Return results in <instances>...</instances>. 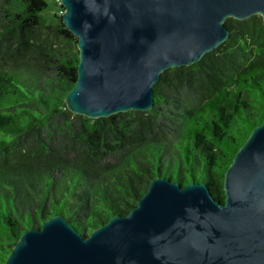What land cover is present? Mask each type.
Instances as JSON below:
<instances>
[{"label": "trees", "instance_id": "16d2710c", "mask_svg": "<svg viewBox=\"0 0 264 264\" xmlns=\"http://www.w3.org/2000/svg\"><path fill=\"white\" fill-rule=\"evenodd\" d=\"M63 12L59 0H0V264L53 216L88 236L129 214L156 176L202 182L224 202L223 176L264 122L260 16L227 19L223 44L161 73L148 112L91 120L64 101L79 52Z\"/></svg>", "mask_w": 264, "mask_h": 264}, {"label": "water", "instance_id": "95a60500", "mask_svg": "<svg viewBox=\"0 0 264 264\" xmlns=\"http://www.w3.org/2000/svg\"><path fill=\"white\" fill-rule=\"evenodd\" d=\"M59 1L79 52L64 101L91 120L151 110L161 73L223 44L227 19L264 23V0ZM208 189L156 176L129 214L88 236L53 216L25 230L4 264H264V122L226 170L224 202Z\"/></svg>", "mask_w": 264, "mask_h": 264}, {"label": "rangeland", "instance_id": "374dc122", "mask_svg": "<svg viewBox=\"0 0 264 264\" xmlns=\"http://www.w3.org/2000/svg\"><path fill=\"white\" fill-rule=\"evenodd\" d=\"M56 6H55V3L54 2H50L48 4V9L47 11H45L42 15L43 16H47L48 20H49V24L50 25H53L56 23V20L55 19H52V15L54 14V12H56ZM49 15V16H48ZM56 41H60L61 42V39H57ZM62 43V42H61Z\"/></svg>", "mask_w": 264, "mask_h": 264}]
</instances>
